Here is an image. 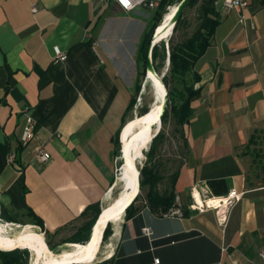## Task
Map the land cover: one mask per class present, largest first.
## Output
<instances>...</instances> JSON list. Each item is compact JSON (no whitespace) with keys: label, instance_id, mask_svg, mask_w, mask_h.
Listing matches in <instances>:
<instances>
[{"label":"crops","instance_id":"0c3cea01","mask_svg":"<svg viewBox=\"0 0 264 264\" xmlns=\"http://www.w3.org/2000/svg\"><path fill=\"white\" fill-rule=\"evenodd\" d=\"M248 3L222 13L215 1L220 22L194 66L199 94L176 164L166 168V175L178 174L173 209L180 214L157 215L136 202V213L111 222L97 264L260 263L264 0ZM154 10L123 11L112 0H0V201L14 221L7 224L41 229L39 220L41 232L55 234L85 223L88 206L103 207L116 182L120 132L137 116V102L130 104L139 45ZM27 117L36 123L34 137L22 144ZM39 146L50 155L44 163L35 155ZM230 190L240 199L224 226L213 210L189 208Z\"/></svg>","mask_w":264,"mask_h":264},{"label":"trees","instance_id":"16d2710c","mask_svg":"<svg viewBox=\"0 0 264 264\" xmlns=\"http://www.w3.org/2000/svg\"><path fill=\"white\" fill-rule=\"evenodd\" d=\"M181 0H159L158 5L154 10L153 23L148 31L143 35L139 45V74L136 83V95L141 90V84L145 79L146 72V55L151 36L154 29L161 22L162 16L167 12V9L171 6L178 5ZM216 0H189L185 9L181 13L180 17L176 21L172 33L167 41H160L155 44L151 50V59L155 72L159 75L160 69L165 66L166 60H168V69L164 76H162V82L167 89V106L161 117V128L159 132L152 138L146 151H143L145 156V162L139 167V185L140 190H145V206L149 208L153 213L157 215H165L173 209L175 204V191L174 186L177 179V172L168 175L166 178L162 174V168L160 163L156 160V157L160 155L161 146L165 142V133L163 126L166 124L169 113L172 114L175 130L179 129V135L182 137V127L189 121L193 110L191 108V101L195 99L199 90L194 89L195 82L198 81V76L194 72V66L197 60L204 54L206 49L210 46L213 38L215 28L220 22V16L215 7ZM197 5V13L195 19V25L192 31L188 34L185 30L189 27V22L184 17L185 11L188 8H192ZM181 31V36L178 40H175V36ZM167 44V47H166ZM160 76V75H159ZM175 85L181 86L178 90L177 86H170V82ZM176 91V92H175ZM174 93L178 95L179 103L174 101ZM136 103L133 100L130 104V108ZM149 110V107L142 106L138 111V116L145 114ZM185 145V140L183 139ZM118 157H120V144L118 143V149L116 151ZM121 160L118 161V167L121 165ZM167 181V185H164L162 190L160 186ZM139 195L136 196L134 201L125 210V217H130L137 212L135 203L137 202ZM100 212L99 203L88 206L83 213L82 217H87V221L67 240L65 243H80L84 244L88 241L91 233V228ZM186 216V210L182 213ZM0 220L3 222H14L11 218L7 217L4 207L0 201ZM34 225H37L43 230L41 221L37 220ZM45 235H49L45 232ZM111 235V223L109 222L102 235V241ZM46 245L50 250H53L52 243L47 240ZM28 252L26 250L14 249L11 251L3 252V258L0 264H27Z\"/></svg>","mask_w":264,"mask_h":264},{"label":"bare ground","instance_id":"6f19581e","mask_svg":"<svg viewBox=\"0 0 264 264\" xmlns=\"http://www.w3.org/2000/svg\"><path fill=\"white\" fill-rule=\"evenodd\" d=\"M177 5L171 6L169 10L164 14L161 22L157 26V33L155 35V41L160 42L161 40L166 39L171 33V25L172 20L176 11ZM149 78L147 81H151L157 85V100L153 103L149 110L152 109L151 113H154L159 108L161 93L163 92L162 86L159 85V75L153 71L151 67H149ZM139 116L137 115L136 118ZM136 118L130 119L128 122L133 120L129 123L122 132V141L125 145V153H126V160L127 164L131 165L133 162V157H136L134 160V165L138 169V164L140 161L144 159L143 150L141 154H139L140 146L133 145L134 153L130 151L128 145L131 143L130 141L134 137H139L138 131H142V126L138 129L136 126ZM153 131L151 132V134ZM147 149V147L145 148ZM136 155V156H135ZM125 166V165H124ZM125 170L123 168L120 171H125V175L133 176V173H130L128 168ZM119 174L117 175V181L114 188L117 186V183L121 184L120 193L112 199L107 205L102 207L103 214L94 228L92 238L88 240L84 244L80 243H67L65 246L66 249L61 251L50 250L46 245L43 234L37 233L32 230L30 225H23L20 226L19 231L16 232L14 235H9L5 230L6 224H0V249L4 251H10L12 249H26L29 250L32 254V258L30 260V264H90L94 262L96 259L102 241L103 231L106 225L110 222H117L123 213L119 215H115L114 207L111 204L114 200L118 199V203H123L126 199H130L131 197V190L132 189H125L122 185V182L118 179ZM127 186L132 188V183H128ZM113 188L108 191L107 197H110V193L112 192ZM128 201V200H127ZM109 220V221H108Z\"/></svg>","mask_w":264,"mask_h":264},{"label":"rangeland","instance_id":"374dc122","mask_svg":"<svg viewBox=\"0 0 264 264\" xmlns=\"http://www.w3.org/2000/svg\"><path fill=\"white\" fill-rule=\"evenodd\" d=\"M169 8L167 9V11L169 10ZM196 13H197V5L192 7V8H188L185 11L184 17L190 23L189 27L185 30V32L188 33V34L192 31V29H193V27L195 25ZM163 16H162V18H163ZM182 33L180 31L175 36V40H178ZM167 39L165 41H167ZM166 47H167V44H166ZM167 69H168V60H166L165 66L162 69H160V74H159L160 77L164 76V74L166 73ZM170 86L171 87L177 86L178 90L181 87L179 85H175L172 81L170 82ZM174 101L176 103H179L178 95H176L175 93H174ZM136 102H137V107H138L136 109V111H135L136 114H138V111H139V109L142 106L146 105L147 107L150 108V106L154 102V91H153V88H152L150 82L147 81V79H144L142 84H141V90H140V92L138 93V95L136 97ZM175 128H176V126L174 124V119L172 117V114L169 113V118H168L166 124L163 126V131L165 133V142L161 146L160 155L156 157V160L161 165V168H162L161 172H162V174L164 175L165 178L168 176V175H166L167 174L166 168L170 167V166H172V167L175 166V164H176L175 163V161H176L175 159H176V156L179 153V149H178L177 143L180 141V138H179L180 135H179V129L175 130ZM144 162H145V156H144V159L142 161H140V163L138 164V167H141ZM167 184H168L167 181L162 183L161 186H160V190H162L163 186L167 185ZM120 189H121V184L117 183V186L110 193V197H106V199L104 200V202L101 205V207L107 205L112 199H114L120 193L119 192ZM138 195H139V198L137 200L136 205H141L145 201V199H144L145 190L144 191L139 190V194ZM170 211H175V212L177 211L179 213V210H177V209H175V210L171 209ZM21 221H24V220H21ZM24 222H20V224H22V225H17V226L11 225V224H7L6 222H2V221H0V224H2V225L6 224L7 226H6L5 230L7 231V233L9 235H14L16 232L19 231L20 226L24 225ZM83 224L84 223H81V226ZM111 226H112V224H111ZM80 227H78V225H76L75 227L63 229V230H61V231H59V232H57L55 234H50L49 233V235H45L43 232H41V229H39V228H33L32 230L37 232V233L44 234L43 238H44L45 243H46L47 240H49L52 243V245H53V248H54L53 250L61 251V250L67 248L65 246V244H67V243H65V241H67ZM108 238H106L105 240L101 241V246H100L98 255H97L96 259L93 262L94 264H97V262L100 261L103 258V256L105 255ZM20 250H26V249H20ZM26 251L28 252V263L27 264H30V260L32 258V254H31V252L29 250H26Z\"/></svg>","mask_w":264,"mask_h":264},{"label":"water","instance_id":"95a60500","mask_svg":"<svg viewBox=\"0 0 264 264\" xmlns=\"http://www.w3.org/2000/svg\"><path fill=\"white\" fill-rule=\"evenodd\" d=\"M189 0H181L180 3L177 5L173 20H172V25H171V33L173 30V27L176 23V21L178 20V18L180 17L181 13L183 12V10L185 9L187 3ZM157 29L158 27H156L153 31V34L151 36L150 39V43L148 46V50H147V55H146V72H145V79L149 78V67H151L153 69V71L155 72L154 68H153V64H152V59H151V50L153 48V46L159 42L155 41V35L157 33ZM170 33V35H171ZM169 35V36H170ZM168 36V37H169ZM167 37V38H168ZM166 38V39H167ZM164 39V41L166 40ZM163 41V40H161ZM153 91H154V102L155 103L157 100V85H155V83L149 81ZM159 85L164 87L163 88V92L161 93V98H160V103H159V108L157 111H155L154 113L152 112V109L148 110L145 114L139 116L138 118H136V116L134 118H136V126H138V129L140 128V126H142V131H138V135L139 137H134L130 142V144L128 145V148L130 149V151L132 153H134V148L132 147L133 145H137L140 146L139 148V154H141V151H146L147 149H145L146 147L148 148L152 138L155 137V135L159 132L160 128H161V117L166 109L167 106V101H168V97H167V89L165 87V85L162 82V77L159 76ZM133 120H131L130 122H127L121 132H120V160H121V165L118 167L117 169V175L119 174L118 179L120 180V182H122V185L124 186L125 189H132L131 190V195H129L131 198L130 199H126V201H124L123 203H118V199L114 200V202L111 204V206L114 207V211H115V215H119L121 213H124L125 210L130 206V204L134 201V199L136 198V196L139 194V190H140V185H139V169H137L134 165V160L136 157H133V162L131 165L127 164V160H126V153H125V145L123 144L122 141V132L124 130V128L131 123ZM153 131V133L151 134V132ZM136 156V155H135ZM127 165L126 168H128L127 170L130 171V173H133V176H128L125 175V171H120L121 168H123L125 170V166ZM117 181V177L115 179ZM130 182L132 183V188L127 186V184ZM116 184V182L114 183V185ZM128 200V201H127ZM103 214V210L102 208H100V212L92 226L91 229V233H90V237L88 240H90L92 238L93 235V231L94 228L97 226L101 216ZM109 221V220H108ZM18 249V248H15ZM13 250V249H12ZM72 264V263H71Z\"/></svg>","mask_w":264,"mask_h":264},{"label":"built area","instance_id":"2783aa9c","mask_svg":"<svg viewBox=\"0 0 264 264\" xmlns=\"http://www.w3.org/2000/svg\"><path fill=\"white\" fill-rule=\"evenodd\" d=\"M108 1V0H103ZM121 10L131 11L138 7L147 8L153 10L158 5V0H112ZM217 6L222 13H228L231 10L241 12L248 6V0H216ZM241 22L244 21L241 17ZM54 56L57 60L64 61L66 54L61 52L58 47H53ZM35 121L31 117H27L22 136L21 143L26 144L34 137ZM36 158L38 161L44 163L49 160V153L41 146L36 148ZM10 160H13V155L10 156ZM240 199V195L234 190H230L225 197H205L200 201H194L189 208L196 211L213 210L215 212L218 224L224 226L227 220V213L230 208ZM167 214L175 215L179 214L177 211H170ZM142 234L149 236L150 229L143 228ZM260 263L264 264V245L259 251Z\"/></svg>","mask_w":264,"mask_h":264}]
</instances>
